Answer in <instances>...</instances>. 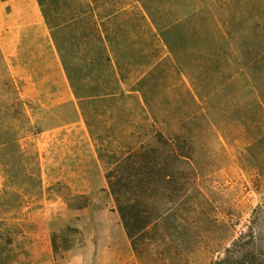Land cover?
Segmentation results:
<instances>
[{
  "label": "rangeland",
  "instance_id": "1",
  "mask_svg": "<svg viewBox=\"0 0 264 264\" xmlns=\"http://www.w3.org/2000/svg\"><path fill=\"white\" fill-rule=\"evenodd\" d=\"M154 3L164 5L173 32L187 35L181 68L194 80L207 121L200 120L196 133L197 186L185 205L195 214L171 220L166 234L160 232L150 250L137 256L109 194L104 166L67 159L69 151L82 148L71 145L80 131H48L74 113L29 104L45 189L33 217L48 235L55 233L58 251L39 224L28 225L26 235L16 232L10 245L0 237V264L24 259H32L30 264H218L225 256L230 264H264V0ZM122 27L139 28L135 22ZM4 62L0 103L9 93ZM69 169L87 172L70 177ZM3 183L0 171V194ZM2 216L0 207V225Z\"/></svg>",
  "mask_w": 264,
  "mask_h": 264
},
{
  "label": "trees",
  "instance_id": "2",
  "mask_svg": "<svg viewBox=\"0 0 264 264\" xmlns=\"http://www.w3.org/2000/svg\"><path fill=\"white\" fill-rule=\"evenodd\" d=\"M37 1L105 167L109 194L132 250L141 256L171 220L195 214L185 205L197 186L196 133L200 120L207 121L194 80L181 68L187 35L168 27L164 5L154 3L163 0ZM132 22L139 28L122 27ZM4 86L0 237L10 245L16 232L26 235L24 226L39 224L57 252L55 233L48 235L33 217L45 189L30 106L12 77ZM222 263L230 264L227 256Z\"/></svg>",
  "mask_w": 264,
  "mask_h": 264
},
{
  "label": "crops",
  "instance_id": "3",
  "mask_svg": "<svg viewBox=\"0 0 264 264\" xmlns=\"http://www.w3.org/2000/svg\"><path fill=\"white\" fill-rule=\"evenodd\" d=\"M0 50L24 101L47 108L48 111L68 108L74 113L72 120L48 130L80 131L79 137L74 135L71 145H82V148L69 151L67 155L70 157L67 159L100 162L37 0H0ZM36 146L40 153L42 178L43 156L38 143ZM58 154L62 159L66 153ZM68 172L67 176L74 177L86 174L87 169H69Z\"/></svg>",
  "mask_w": 264,
  "mask_h": 264
}]
</instances>
